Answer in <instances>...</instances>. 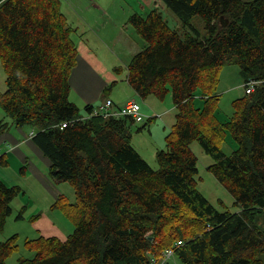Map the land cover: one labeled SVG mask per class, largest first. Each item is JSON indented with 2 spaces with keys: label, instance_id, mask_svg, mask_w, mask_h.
Listing matches in <instances>:
<instances>
[{
  "label": "trees",
  "instance_id": "trees-1",
  "mask_svg": "<svg viewBox=\"0 0 264 264\" xmlns=\"http://www.w3.org/2000/svg\"><path fill=\"white\" fill-rule=\"evenodd\" d=\"M161 1L182 27L169 25L160 9L129 18L145 41L128 63L130 85L142 98L171 93L177 108L155 168L132 143L134 118L83 116L71 101L78 50L61 0H0L7 73L0 106L10 118L0 119V131L32 127L51 177L76 195L72 203L59 194L53 206L74 230L64 239L27 240L35 254L18 264H153L178 240L184 244L173 260L183 264H264V0ZM197 15L204 39L191 24ZM226 65L258 84L221 119L216 89ZM228 133L236 143L230 154L222 149ZM194 141L213 157L209 169L236 212L221 211L199 190ZM18 191L0 178V230ZM17 248L16 236L0 242V264Z\"/></svg>",
  "mask_w": 264,
  "mask_h": 264
},
{
  "label": "crops",
  "instance_id": "crops-1",
  "mask_svg": "<svg viewBox=\"0 0 264 264\" xmlns=\"http://www.w3.org/2000/svg\"><path fill=\"white\" fill-rule=\"evenodd\" d=\"M89 2L92 4V8L83 10L86 0H61L63 12L75 26L72 38L78 50L77 65L70 76V99L78 105L83 116L89 114L87 106L97 107L107 98H111L114 102L112 110L121 109L132 99L139 102L138 97H142L128 81V63L145 44L143 38L134 28L132 31L130 30L129 18L134 13L145 16L152 9L163 8L164 12L168 10L161 0H89ZM118 4L123 8H120ZM74 5L79 7L82 12L81 20L80 16L75 13ZM98 20H103L101 25L98 24L102 43L105 45L104 39L113 42L120 49L118 55L128 56L127 75L122 86L118 83L116 74L121 69L109 62L107 47L104 49L102 47L101 51L98 49L99 44L95 41L96 31L91 29L94 34L92 36L89 33L90 28L86 26L90 21L94 24ZM122 23L125 28H120ZM75 28H78L79 31H75ZM242 83L244 84V81ZM115 91L116 97H113L110 92ZM142 99L144 103L139 102L141 110L154 124L149 128V131L133 127L132 143L148 163L156 168L158 166L157 150L166 145V135L176 122L177 108L171 93L165 99L154 95ZM198 103L200 104V102ZM0 119L10 120V118H6L4 110H0ZM25 127L12 125L6 130L0 131V146L2 148L0 178L7 185L19 188L16 198L12 201V212L7 218L5 226L0 230V242L13 236H16L17 244L19 241L25 244L27 240L40 236H56L64 239L67 237V233L70 234L74 230L75 226L71 232L67 231L66 226H70L68 224L70 220L66 216V219L55 220L51 211L55 199L59 194L66 195V191L56 186L58 183L50 175V160L34 143V131L28 132ZM153 138H164V145H160ZM21 189L25 193L24 197L20 194ZM39 189H41V193L38 192ZM43 193L46 195L41 199ZM23 227L26 229H22ZM20 248L22 246L18 244L15 251H19ZM14 252L11 254L12 256H14ZM10 256L8 259L12 257Z\"/></svg>",
  "mask_w": 264,
  "mask_h": 264
},
{
  "label": "rangeland",
  "instance_id": "rangeland-1",
  "mask_svg": "<svg viewBox=\"0 0 264 264\" xmlns=\"http://www.w3.org/2000/svg\"><path fill=\"white\" fill-rule=\"evenodd\" d=\"M118 5L120 8H123L122 5H120V4H118ZM84 6H85V8L83 10H86L87 8H92V4L89 2V0H86V3ZM74 8L76 10L75 13L80 16V20H81L82 12L79 10V7H77L76 5H74ZM160 10L163 13L165 19L168 21V23L171 26L182 27L179 19L176 17V15L170 9H168L169 11L165 10V12H164L163 8H161ZM85 19H86V17H85ZM68 22L70 23V25L73 28L75 27L69 19H68ZM102 22H103V20L102 21L98 20V21L94 22V24H93V22L90 21V23H88L86 26L90 28L89 33L92 34V36H94V34L92 33L91 29L96 31L97 38L95 39V41L99 44V46H97L98 49L100 51L102 50V47H103V49L106 47L109 49V52L107 53L109 62L112 63L113 65H117L118 69H121L119 72L117 71L116 74L118 75V83H120V86H122L121 84L125 83V79H126V75H127L126 63H128V61H129L128 56L122 55V54L118 55V52L120 51V49H118L114 45L113 42H108V40L104 39L105 45L102 43L100 36H99L101 34V32L98 30V24L101 25ZM191 24L197 29V31L199 33V37L201 39H204L207 37L205 22L200 16H198V15L194 16L191 19ZM128 26H129L130 30L132 31L134 27L130 24ZM120 28H125V25L122 23ZM75 29H76L75 31H79L78 28H75ZM98 31H99V34H98ZM114 34H115V32H114ZM143 42L145 44L144 40H143ZM122 69H124V70H122ZM242 81H243V79L241 77V74L239 73L238 65H226L225 67H223L220 70L219 81L217 83V89L216 90L218 93L221 94L220 100H219V108H220L219 112H220V116L224 117L223 119H225L227 117V115L228 116L231 115L230 113L233 112V101H234V99L241 97L244 95V93H246L245 88L242 85L243 84ZM6 90H7V73H6V70L3 66L2 61L0 60V92H5ZM198 92L200 93V90H198ZM110 93H111V95H113V97H116V91L110 92ZM105 97H106V95H105ZM138 100H139V102L144 103V100L142 98L138 97ZM196 102L199 106H201L202 103L205 102V100H203L202 97H199L196 99ZM198 102H200V104ZM0 110H3V108L1 106H0ZM6 118L9 119L7 117V115H6ZM147 120H148V117L145 115V121H142V122L134 125V129H136L137 127L140 126V127H142V129L149 131V128L152 127L154 122L149 121V120L147 121ZM144 125H145V127H144ZM25 128L28 132L34 131V129H32L29 126H26ZM148 131H146V132H148ZM226 136L227 137L222 144V149L227 154H230L236 148V143L234 142V140L232 139V137L230 136L229 133L226 134ZM153 139L155 141H157L158 143H160V145H164V143H165L164 138H153ZM191 147L198 157V169L199 170L197 173V179H198V188L201 191V193L210 201V203H212L215 207H217L221 211L230 210V211L236 212L237 206L234 203V199H233L231 193L225 188V186L217 179V177H215V175L209 169V166L214 162L213 157L211 155H209L208 153H206V151L203 149V147L201 146V144L198 141H194L191 144ZM26 164H28V163H26ZM56 186L63 189L64 191H66L67 199L69 202L73 203L76 201V195L74 193L75 190L70 185V183H68V182L58 183V184H56ZM38 192L41 193V189H39ZM20 194L22 195V197L25 196V193L22 189L20 190ZM45 195H46V193H43L41 196V199H43L45 197ZM15 198H16V196L14 197V199ZM55 200H57V199H55ZM55 202H54V204H55ZM54 204L52 206H54ZM51 212H52V217L55 220H58L61 218L66 219V217H67L58 208L53 207V210ZM67 219H69V218L67 217ZM69 220H70V222L68 224L70 226H66V230L71 232L72 231L71 229H73L75 225L71 219H69ZM22 229H26V228L23 227ZM67 235H68V233H67ZM18 244H20L22 246V248H20L19 251H15L14 256L11 255L12 257L10 256L11 258L6 260L7 264H18L20 257L31 258L34 256L35 252L28 249L23 242L19 241ZM263 259H264V256H263ZM175 261L173 259H171V262L174 264H183L178 258H176Z\"/></svg>",
  "mask_w": 264,
  "mask_h": 264
},
{
  "label": "built area",
  "instance_id": "built-area-1",
  "mask_svg": "<svg viewBox=\"0 0 264 264\" xmlns=\"http://www.w3.org/2000/svg\"><path fill=\"white\" fill-rule=\"evenodd\" d=\"M258 84L257 81L251 80L248 82H245L244 88L246 93H251L255 90L256 85ZM114 105V102L112 99H106L103 103H101L99 106L92 108V110L89 112L88 116H94V115H103V116H131L135 119L136 122H142L145 120V115L143 114L141 110L140 104L132 99L129 100L121 109L112 110V106ZM66 123L64 124V126ZM2 153V148L0 146V157ZM184 242L182 240H178L173 247L167 248L163 252L162 259L153 258V264H167L168 261H170L175 256L176 248L182 246Z\"/></svg>",
  "mask_w": 264,
  "mask_h": 264
}]
</instances>
